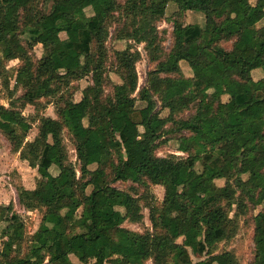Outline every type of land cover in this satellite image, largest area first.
<instances>
[{"label": "trees", "instance_id": "obj_1", "mask_svg": "<svg viewBox=\"0 0 264 264\" xmlns=\"http://www.w3.org/2000/svg\"><path fill=\"white\" fill-rule=\"evenodd\" d=\"M46 1L0 0V69L18 59L15 87L22 88L8 106L0 104V131L40 176L35 188L19 190V203L41 211L27 236L12 204L0 206V264H191L190 253H210L229 236L228 207H244L235 187L249 205H263L254 216L249 264H264V24L257 25L264 0H255L248 15L241 12L244 0H203L202 24H184L176 6L167 51L155 23L173 10L172 0H53L49 12L42 7ZM116 11L122 26L110 34ZM110 37L144 43L154 63L145 86L137 89L140 53L127 46L128 56L114 63L122 82H111L104 94ZM227 41L230 49L221 45ZM36 45L41 54L32 59ZM90 55L94 64L86 66ZM259 71L261 87L245 88ZM184 78L187 89L173 85ZM76 91L81 97L75 101ZM54 96L57 118L41 116L37 136L25 141L31 125L20 108ZM64 130L80 162L79 176L67 162ZM181 138L188 141L186 157L157 154L170 139ZM89 153L96 156L93 169L86 163ZM217 179L225 184L216 185ZM115 182L131 186L120 189ZM202 183L208 187L204 195L198 193ZM134 185L146 192L151 185L164 188L162 201L144 205L151 230L123 226L143 218ZM198 264L239 263L225 250Z\"/></svg>", "mask_w": 264, "mask_h": 264}, {"label": "rangeland", "instance_id": "obj_2", "mask_svg": "<svg viewBox=\"0 0 264 264\" xmlns=\"http://www.w3.org/2000/svg\"><path fill=\"white\" fill-rule=\"evenodd\" d=\"M125 0H119L120 3H123ZM174 3L169 4L170 8L174 7L173 10H167L166 16L163 19L158 20L155 23L156 30L158 35L162 37V47L165 51L169 49L172 43V13L176 9V6L180 8L184 14L180 18L184 24L198 22L203 23L204 15L201 11L203 8V0H172ZM53 0H47L42 3V7L46 12H49ZM255 3V0H244L241 3V12L244 15H248L252 11V5ZM199 10V11H196ZM171 11V12H170ZM86 15H91L92 11L90 8L85 10ZM100 18H104L103 13H97ZM171 15V16H170ZM176 16V14L173 13ZM121 11H116L111 17V24H109L110 34L115 33L114 31L118 27H121V22L123 18L119 20L118 17H121ZM264 24V18L259 21L257 24L261 26ZM23 36L21 35L20 38ZM232 41L222 42L221 45L225 49L231 48ZM108 50V57L106 60L104 77L108 79V82H105L104 94H109L111 92V85L115 83H121V79L115 71V58L120 57L125 59L128 56V51L126 50L127 46H131V51L137 50L140 53V58L135 64L136 73H137V89L143 87L147 83V73L149 70L154 68V63L149 60L146 50L144 49V43H136L132 39L124 40H114L112 37L107 38L105 43ZM131 52V53H132ZM41 54V45L34 46L33 50L30 52L32 59H36ZM118 55V56H117ZM195 52L190 51L188 57H194ZM19 64L18 59H13L5 62L4 71L0 69V104L8 106L10 100H15L18 96L22 94L21 86L15 87V69ZM94 64V57L92 55L86 58V66H91ZM182 71L184 72L185 77H190L191 70L187 68L185 64H182ZM262 72H253V80L245 81L244 86L247 89L254 90L261 87V84L257 80L261 77ZM90 77V76H89ZM86 78L82 83L86 84L89 82V79ZM7 81V85L5 83ZM175 87H180L187 89L189 87V81L187 78L178 79L173 82ZM13 92L11 95L10 93ZM135 95V94H134ZM56 97L46 99H39L38 104H27L24 107H21V113L30 123L31 128L29 129L25 141L33 140L38 133V124L39 118L41 116H48L52 118H57L56 113ZM81 97L80 91H76L73 99L79 100ZM155 98V97H154ZM226 99V97H223ZM156 100V98H155ZM157 107L159 109V102L156 100ZM15 105L20 107V102L15 101ZM137 105H140V102H137ZM162 114H166V110L161 111ZM180 115H187V111L181 113ZM80 134H83V131H80ZM63 144L67 152V162L74 166L76 175L79 176V166L80 162L76 157L74 145L71 137L66 130L62 132ZM188 150V141L185 138H181L178 142L170 139L162 147L157 150L159 156H170L174 155L176 157H186ZM96 156L92 153L87 154L86 163L91 165L90 167L95 168ZM50 171L56 173V168L51 167ZM243 179L246 178V175L241 176ZM40 176L36 168L30 167L27 161L22 160L19 155V151L12 150V146L8 138L0 131V206L12 204V210L15 211L23 220L25 224V232L27 236L33 235L36 230L39 221L41 219V211L38 209L28 210L18 201V193L22 188L33 189L36 186L37 181ZM233 182L231 179L230 183ZM216 185L223 186L225 184L224 179L215 180ZM114 186L120 189H129L131 186L130 183L115 182ZM135 188V196L139 197L140 206L142 209L143 218L139 222H129L125 221L123 226L137 231L143 232L146 229L151 230V223L149 220V209L144 207L147 202H160L163 199L164 188L160 185H151L147 192L141 188ZM208 190V187L205 184H200L198 193L204 195ZM146 194L148 197L146 198ZM240 191L235 187V195L237 200L243 201L244 207H238L237 203L231 204L228 207V218L231 220L232 224L228 225L229 236L220 240L216 243L214 248L210 253H203L202 255H194L190 253L191 264H198L199 261L209 259L211 255L219 253L221 251H230L232 252L238 260L239 264H249L253 260V226H254V216L262 208L263 205H258L253 207L246 202V198L241 196ZM80 216V210L77 213V217ZM215 222H220L219 219H215ZM4 227V223L0 221V231ZM228 231V230H227ZM3 238L0 235V248ZM177 241H181L179 238ZM143 264H154L152 259H147Z\"/></svg>", "mask_w": 264, "mask_h": 264}]
</instances>
